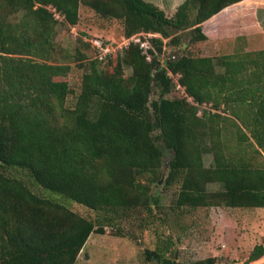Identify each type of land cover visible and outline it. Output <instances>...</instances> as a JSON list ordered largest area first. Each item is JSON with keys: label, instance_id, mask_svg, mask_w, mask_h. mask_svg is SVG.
<instances>
[{"label": "trees", "instance_id": "16d2710c", "mask_svg": "<svg viewBox=\"0 0 264 264\" xmlns=\"http://www.w3.org/2000/svg\"><path fill=\"white\" fill-rule=\"evenodd\" d=\"M240 1L184 0L168 16L147 0H0V264H75L93 233L133 213L145 214L138 228L157 238L148 262L216 264V256L179 260L169 220L176 210L264 207V49L186 51L207 39L204 21ZM81 4L121 20L127 37L153 35L147 49L131 42L104 59L80 38L96 56L79 65L69 106L71 67L58 62L55 13L75 26ZM167 45L186 52L162 60ZM177 84L187 96L169 97ZM163 177L164 193L176 187L172 212L155 190ZM263 256L256 244L247 263Z\"/></svg>", "mask_w": 264, "mask_h": 264}, {"label": "rangeland", "instance_id": "374dc122", "mask_svg": "<svg viewBox=\"0 0 264 264\" xmlns=\"http://www.w3.org/2000/svg\"><path fill=\"white\" fill-rule=\"evenodd\" d=\"M154 2L164 10L177 9L184 0H147ZM79 22L75 26H69L59 19L54 36L58 53V62L71 67L68 79L73 88V93L69 96L68 105L72 106L76 100V95L81 87L84 68L79 65H86L95 58L93 47H86L80 42L89 40L95 49L99 50L96 41L107 42L113 55L123 54L131 42L146 43L147 38L153 34L143 33L132 37L124 34L123 23L116 18H103L92 8L81 4L79 9ZM191 30L183 31L184 43L191 40ZM138 39H140L138 41ZM169 39H165L167 42ZM191 43V42H190ZM147 49L146 46H143ZM80 49L81 52H78ZM183 47L166 46L162 60L171 58L174 54H182L188 49L194 54H201L197 47L188 45L186 51ZM101 50V49H100ZM255 51V50H254ZM100 53V51H99ZM108 53V52H107ZM101 54V53H100ZM111 55V54H110ZM223 55V54H221ZM217 55V56H221ZM101 59V58H100ZM104 64V63H103ZM105 67L113 69L108 64ZM125 75H130L131 70L125 68ZM178 83V75L171 74ZM187 96L185 88L177 84L169 97ZM192 100L191 97H189ZM211 104L201 106L210 107ZM224 108L222 105L221 110ZM171 157L170 152H166V161ZM204 162L207 166L213 163V156L210 153L204 154ZM32 188L39 194L50 196L31 180L24 177ZM164 181L159 183L155 190L163 194L162 201L167 210H170L176 199V187H172L166 193L163 192ZM212 188H218V184H212ZM65 202V201H64ZM74 211L81 215L95 219L97 212L76 202H66ZM176 210L170 215V232H172L175 251L179 260L192 261L216 256V264H248L247 259L256 244H264V207H243L234 208L226 206L200 207L197 209L179 212ZM145 215L144 213H133L131 216L119 221L115 226H108L105 234L93 233L88 239L85 247L80 252L75 264H156L148 262L145 256L147 248L153 249L157 245L156 236L150 230L144 232L139 230V223ZM121 227V233L118 232ZM250 264H264V256Z\"/></svg>", "mask_w": 264, "mask_h": 264}, {"label": "crops", "instance_id": "0c3cea01", "mask_svg": "<svg viewBox=\"0 0 264 264\" xmlns=\"http://www.w3.org/2000/svg\"><path fill=\"white\" fill-rule=\"evenodd\" d=\"M165 11L172 16L176 9ZM202 29L207 39L194 45L204 56L264 49V0L229 5L204 21Z\"/></svg>", "mask_w": 264, "mask_h": 264}, {"label": "built area", "instance_id": "2783aa9c", "mask_svg": "<svg viewBox=\"0 0 264 264\" xmlns=\"http://www.w3.org/2000/svg\"><path fill=\"white\" fill-rule=\"evenodd\" d=\"M54 11H55V9H53ZM55 15H56V17L57 18H62V16L59 14V13H55ZM134 37H132V40H134L133 39ZM140 39H138V41H139ZM95 44H97V46H98V48H99V51H100V53L101 54H99V58H101V59H104L105 57H107L108 55H110V54H113L114 52L113 51H111V49H110V46L107 44V42H103L102 41V43H99L98 41H96V43ZM143 45H142V47L143 46H146L147 48L149 47V43L148 42H146V43H142ZM101 49V50H100ZM108 52V53H107ZM149 59H150V57H148ZM170 74H172V73H170Z\"/></svg>", "mask_w": 264, "mask_h": 264}, {"label": "water", "instance_id": "95a60500", "mask_svg": "<svg viewBox=\"0 0 264 264\" xmlns=\"http://www.w3.org/2000/svg\"><path fill=\"white\" fill-rule=\"evenodd\" d=\"M164 180V177L160 180V182L159 183H162V181Z\"/></svg>", "mask_w": 264, "mask_h": 264}]
</instances>
